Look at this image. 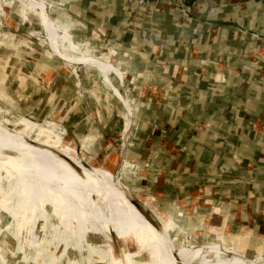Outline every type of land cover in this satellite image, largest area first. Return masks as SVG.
<instances>
[{
  "label": "crops",
  "instance_id": "crops-1",
  "mask_svg": "<svg viewBox=\"0 0 264 264\" xmlns=\"http://www.w3.org/2000/svg\"><path fill=\"white\" fill-rule=\"evenodd\" d=\"M60 1L75 33L88 28L120 49L115 56L124 72V88L132 90L130 99L137 93L144 102L138 117L144 130L139 133L140 151L162 156V164L146 166L143 177L153 186L152 201L178 223L172 217L164 222L157 218L163 230L159 234L129 201L119 178L114 203L124 248L223 256L225 243L220 241L175 247L173 233L179 224L203 228L210 226L212 216L221 217L225 230L232 226L236 235L247 232V247L260 244L264 0ZM55 9L60 12L58 4ZM108 53L101 59L110 61ZM112 167L105 173L112 174ZM263 261L236 248V264Z\"/></svg>",
  "mask_w": 264,
  "mask_h": 264
},
{
  "label": "rangeland",
  "instance_id": "rangeland-1",
  "mask_svg": "<svg viewBox=\"0 0 264 264\" xmlns=\"http://www.w3.org/2000/svg\"><path fill=\"white\" fill-rule=\"evenodd\" d=\"M42 2L48 5V15L50 14L51 18L60 21L67 18L63 16L64 1L43 0ZM57 4L60 12L55 9ZM41 24V16L38 10L27 7V5L18 1L0 0V122L4 123L7 128L18 131L26 128L21 119H28L33 127L32 129H26L30 138L35 139L38 143L45 139L49 140L50 143L57 142L61 147H74L77 157L84 164H89L92 166L91 168H95L94 170L100 176L107 177L109 181H112L115 177L114 174H106L105 170L113 166L110 172L116 171L121 144L127 133L126 126L127 128L129 125L131 126V133H128L129 141L125 148V158L131 141L138 143L140 140V135L136 133V123L134 126V121L131 124L128 119L127 104L130 110L131 107L133 108L132 120H134L135 116L136 118L140 116L139 114L144 108L142 105L140 106L143 99L137 93L132 94L130 99L129 94L132 90L128 89L126 91L124 86L121 85L119 76L122 79V73L124 72L117 64L119 56L118 59L115 56L120 54L121 51L115 46H110L107 38L92 32V30L90 34L83 32L76 33L74 36L70 32H64L60 26L62 32H64L66 54L73 57L81 56L79 62L73 60L71 63L64 60L65 58L61 54H58L61 52L52 49L51 45H48L46 32L42 30ZM76 36L80 37L77 39L78 41L75 39ZM80 39L81 44L79 43ZM104 52H109L107 55L112 59L108 62H111L118 73L117 75L111 71L117 77V85H115L111 80L110 72L104 77L100 71L103 75L102 81L105 80L110 84L113 93L105 92L101 95V92L97 91L98 99L94 104L85 102L81 95L77 94L78 90L75 93H65L66 90L63 87L65 80L62 81L63 77L72 78V76H76L82 78L85 70L97 69L93 66H86L84 61L87 62L89 58L101 59ZM65 85L67 86V84ZM143 85L145 86V84ZM64 94H67V97ZM137 104L140 107L139 110L137 109L138 113L136 114L134 105ZM125 105L126 107H124ZM106 122L111 127V134L105 130ZM91 127L96 130L97 138L96 141L86 143V138L91 137V135H88L89 130L91 132ZM103 131L107 134V138L104 137ZM8 145L20 147L19 144L14 143ZM61 147L52 148V152L43 156V159L47 155H64L72 162L79 161L76 156L68 154ZM22 150L26 154L25 159L17 160V163L23 171L32 175L31 170L34 167L36 153L29 155L23 148ZM126 160L134 166L124 165L125 169L119 177L122 180L121 184L129 201L128 192L132 197L144 203L156 219L159 218L164 222L172 217L177 222L174 214L169 210L159 209L152 201L153 186L143 177L144 174L148 173L146 166L149 164H146V168L142 170L143 164L129 161L127 158ZM161 173L157 172L158 176ZM3 177H6L4 172ZM87 178L92 179V176ZM120 179L116 178L115 184ZM5 183L6 181H4ZM145 183L147 185H144ZM4 184L3 188L7 189ZM115 184L113 196L117 192ZM12 199L13 205L18 209L22 204L21 197L17 194L16 196L13 195ZM47 209L52 210L50 207ZM179 210L180 214L184 212L183 209ZM18 213L21 215L20 209H18ZM141 215L145 218L143 214ZM11 216L10 212H6L0 207V264H75L77 259H80L81 264H88L90 261H92V264H107L104 257L107 247L106 245H103V248L100 247L105 240L96 233L88 235L90 242L97 245L92 251L86 253L85 256L81 254L80 257L79 252L75 248H71L68 252L69 255H67L64 245L65 240H62L63 235L67 238L72 234L74 236L79 234L77 230L71 228V225L74 224V220L71 218L69 219L71 223L66 225L65 231L57 226L47 228L45 222L40 221L38 224L29 225V227L27 224H22L20 226V232L22 233L19 234L15 224H11ZM145 220L149 223L147 219ZM211 222H209L210 226L206 222L203 228L196 227L192 230L179 224L180 228L173 233L176 239L175 247H179L181 243L205 247L208 244L220 241L225 243L226 246H224L226 251L221 252L224 253L223 256L212 253H193L184 256L176 251L180 259L176 260L170 250L154 253L153 249L133 247L134 249L131 250L124 248L126 253L125 264H236V248L247 251L254 260L258 257L264 259V240H261L260 244H256L252 248L251 246L247 247L248 241L245 238L248 234L246 231L242 235H236V231H233L232 226L226 227L228 230H225L221 217L217 219L212 216ZM31 227H34L35 230L33 237L29 233ZM151 245H153V242ZM82 247H86L84 242ZM204 251L207 252L206 249Z\"/></svg>",
  "mask_w": 264,
  "mask_h": 264
},
{
  "label": "bare ground",
  "instance_id": "bare-ground-1",
  "mask_svg": "<svg viewBox=\"0 0 264 264\" xmlns=\"http://www.w3.org/2000/svg\"><path fill=\"white\" fill-rule=\"evenodd\" d=\"M14 1L38 10L41 16L42 30L46 32L48 45H51L52 49L61 52L57 53L61 54L65 58L64 60L70 62L77 60L79 62L81 56H70L66 54L64 49V32H68V26L64 21L53 19L50 14L48 15V5L43 3V0ZM60 26L64 32H62ZM84 63L86 66L96 67L102 74L106 75L107 71L110 70L118 75L111 62H108V66H104L98 58H89ZM119 80L121 85L124 86V77L121 79V76H119ZM126 110L128 119L132 124L133 108L131 107L130 110L127 104ZM21 121L24 126L26 125V128L18 131L9 129L4 123L0 122V207L11 213V224H15L19 234L22 233L20 232L22 224H27L29 227V225L38 224L40 221L45 222V227L47 228L57 226L65 231L66 225L71 223L69 220L71 218L74 220L71 228L77 230L79 234L77 236L72 234V236L67 238L62 234L67 255H69L68 252L71 248H75L79 252L80 257L81 254L85 256L86 253L92 251L97 245L90 242L88 235L96 233L105 240L104 244L100 246L101 248H103V245L107 247L104 255L105 262L107 264H125L126 253L116 221L113 196L117 177L115 176L112 181H109L107 177L100 176L93 168L87 167L77 157L74 147H61L57 142L50 143L49 140L45 139L38 143L35 139L30 138L28 130H26L27 128H33L30 121L28 119H21ZM13 143L19 144L29 155L36 153L34 156V167L31 170L32 175L23 171L17 163V160H24L26 154L17 145H8ZM56 147H61L68 154L76 156L79 161L72 162L64 155H47L44 157V161L43 156L52 152V148ZM78 162L83 163L79 164ZM3 172L6 177H3ZM88 176H92V179H88ZM4 181H6L5 184ZM3 184L7 189L3 188ZM17 194L22 199V204L18 208L21 210V215L12 201V196ZM127 194L132 204L145 216L151 226L159 234L163 235L158 219L152 216L154 221H150L145 210L138 207L141 203L132 195L130 196L129 192ZM141 205L144 206L143 204ZM49 207L52 210H48L47 208ZM145 209L147 210V208ZM34 227L29 230L32 237L35 231ZM83 242L86 245L85 248L82 247ZM114 249L119 253L116 254ZM172 255L176 260H180L175 250H172ZM91 262L88 264H92ZM75 264H81L80 259H77Z\"/></svg>",
  "mask_w": 264,
  "mask_h": 264
},
{
  "label": "trees",
  "instance_id": "trees-1",
  "mask_svg": "<svg viewBox=\"0 0 264 264\" xmlns=\"http://www.w3.org/2000/svg\"><path fill=\"white\" fill-rule=\"evenodd\" d=\"M64 23L68 26V32H70V34L72 33L75 36V32H74V24L71 18H65L64 19ZM86 33L90 34V30L87 28V30H85ZM71 34V35H72ZM85 49V47H84ZM93 52V51H92ZM64 76V75H62ZM111 80L112 82L116 84V77L111 73L110 74ZM102 76L101 73L98 69H88L85 70L84 76L82 78H78V77H73L72 78H64L63 77V82L65 80V83L63 85V87L65 88V93L69 92V93H75L76 90H78L77 94L81 95L82 99L85 100V102H92L93 104L96 103L97 99H98V94L97 91L101 92V95L105 92L109 93L112 92V88L110 87V84L108 82H106L105 80L102 81ZM67 84V86L65 85ZM67 94H64V96H66ZM67 97V96H66ZM144 105V102L141 101L140 102V106ZM138 104L136 105V114L137 109L139 110L140 107ZM143 110V109H142ZM137 126V134L141 133L143 130L142 128V121L141 119L139 120V118L136 116L134 117V126ZM93 126V125H92ZM105 130L107 133L111 134V127L109 126L108 122H106V126H105ZM97 129V128H96ZM98 131V129H97ZM91 135V137L89 138V136L86 138V143H89L90 141H96V130H93V128L91 127V132L89 130V134ZM88 140V141H87ZM134 140V138H133ZM85 144V143H84ZM83 144V147H84ZM143 148V147H142ZM141 148V145L139 143H137L136 141H131L130 145H129V149L128 152L126 154V158L129 161H134V162H138L143 164L144 166L146 164H149L148 166H158L161 165L162 162L160 159H162V156L159 153H156V151L151 150L148 153H143L141 150H143ZM261 241H258V243Z\"/></svg>",
  "mask_w": 264,
  "mask_h": 264
},
{
  "label": "water",
  "instance_id": "water-1",
  "mask_svg": "<svg viewBox=\"0 0 264 264\" xmlns=\"http://www.w3.org/2000/svg\"><path fill=\"white\" fill-rule=\"evenodd\" d=\"M100 61L101 64H103L104 66H108V61L106 60H103V59H98ZM126 129H127V133H126V137L123 141V143L121 144V151H120V154H119V158H118V163H117V168H116V171L113 172L112 174H114V176H116L117 178H120V174L122 173L123 169H124V162L126 161V158H125V148H126V145L128 144V141H129V134L128 133H131V126L129 125L128 128L126 126ZM86 164V163H85ZM87 167H92L90 166L89 164H86ZM131 195V194H130ZM138 201V200H137ZM140 202V201H139ZM141 203V202H140ZM143 205H145L144 203H141ZM140 204V206H138L140 209H144L145 210V213L147 215V217L149 218L150 221H154L153 217V213L150 212L148 209L146 210L144 206H142ZM115 250V249H114ZM116 254L118 253L116 250H115Z\"/></svg>",
  "mask_w": 264,
  "mask_h": 264
},
{
  "label": "built area",
  "instance_id": "built-area-1",
  "mask_svg": "<svg viewBox=\"0 0 264 264\" xmlns=\"http://www.w3.org/2000/svg\"><path fill=\"white\" fill-rule=\"evenodd\" d=\"M124 165H125V166H129V167L134 166V165H131V163H129L127 160L124 162ZM144 168H146V167H145V166L141 167L142 170H143ZM147 168H148V167H147Z\"/></svg>",
  "mask_w": 264,
  "mask_h": 264
}]
</instances>
